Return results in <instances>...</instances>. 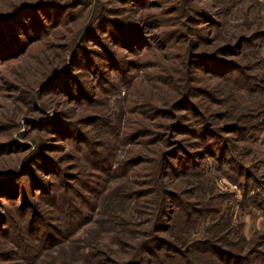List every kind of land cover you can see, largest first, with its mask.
<instances>
[{
	"label": "rangeland",
	"instance_id": "obj_1",
	"mask_svg": "<svg viewBox=\"0 0 264 264\" xmlns=\"http://www.w3.org/2000/svg\"><path fill=\"white\" fill-rule=\"evenodd\" d=\"M34 8L44 31L0 57V264L264 259V0H0V18Z\"/></svg>",
	"mask_w": 264,
	"mask_h": 264
},
{
	"label": "trees",
	"instance_id": "obj_2",
	"mask_svg": "<svg viewBox=\"0 0 264 264\" xmlns=\"http://www.w3.org/2000/svg\"><path fill=\"white\" fill-rule=\"evenodd\" d=\"M41 9L42 8L31 9L28 12H25L24 16L19 15L15 18H12V19H10V17L9 18L8 17L7 18H0V26L4 27V29H2V32H0V57L1 58L8 56V55L15 56V55H19V54L23 53V51L25 50V41L29 40L31 38H37L38 35H40L44 31V28L46 27L47 24H44L43 20H47V16L46 15L45 16H36V14H35V13L40 12ZM27 14L30 16H27ZM16 18L20 19L22 21L25 18H28L30 22H33L34 31L32 32V34L22 32V30H23L22 27L18 28V25H24V24L20 20H17ZM42 18H43V20H42ZM13 24H14V26H12V27L14 29L9 27ZM117 33H119V32L117 31ZM109 38H110L111 42H113L115 45H123L124 47H126L128 49H130V47H133L134 44H136V43L139 44V42H140L138 39L130 40L126 36H122V35L118 36V34H115V35L113 34L111 36V34L109 33ZM131 43H134V44L128 45ZM100 44H103V42H101ZM108 57L111 60L113 59L111 54H108ZM180 129L183 130V127L179 126L178 130L180 131ZM48 171H50V170H48ZM5 193L8 194V190ZM209 242H210V240H209ZM217 246L218 245H216L214 243H210V245L207 248H208L209 252H212V254L216 255L217 257H218V254H221L224 258L225 263H228V264L229 263L230 264H255V261H258L260 264H264V259H261V260H259V259L258 260L248 259V260H246L247 258H245L244 256H241L238 254L237 255L236 254H228L225 252L224 248L221 247L222 249H220ZM231 255H234V256H231ZM240 257H244V258H240ZM178 259H180V258L173 260L170 264H186L185 260H183V259L178 260ZM159 262H161V264H163L162 261H157V263H159ZM188 264H190V263L188 262ZM191 264H193V263L191 262Z\"/></svg>",
	"mask_w": 264,
	"mask_h": 264
}]
</instances>
